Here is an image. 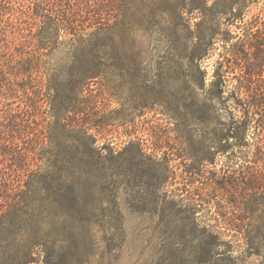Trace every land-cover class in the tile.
Listing matches in <instances>:
<instances>
[{
    "label": "trees",
    "instance_id": "obj_1",
    "mask_svg": "<svg viewBox=\"0 0 264 264\" xmlns=\"http://www.w3.org/2000/svg\"><path fill=\"white\" fill-rule=\"evenodd\" d=\"M208 1L180 4L204 14ZM221 1V12L227 14L229 7L261 0ZM168 7L169 0H0V264H93L98 253L97 264L106 259L111 264L112 254L124 246L121 215L110 197L118 183L112 174L118 178L125 168L133 174L138 157L157 171L153 156L159 149L148 154L132 140L127 151L109 141L112 133L100 108L104 96L94 86L105 77L107 65L109 43L101 35L122 29L127 39L118 45L132 41L130 58L139 61L146 45L134 52L137 35L149 44L155 32H165L158 16ZM241 28V34L227 35L210 25L190 39L187 53L205 81L202 61L217 47L228 51L219 62L225 63L227 75L236 74L233 90L245 100L243 114L225 138H235L239 147L248 145L252 128L264 137V113L256 110L264 98V17L256 15ZM213 76L215 93H220L225 79H215L218 71ZM255 146V157L264 161V143ZM254 168L246 185L264 191V170ZM223 180L230 196L241 182ZM229 201L231 216L221 214L231 226L246 218L263 226L241 240L223 239L217 225L198 223L195 206L189 204L190 233L203 239L161 242L140 264H255L253 258L264 259V216L256 218L257 211L242 201ZM96 228L111 233L101 252Z\"/></svg>",
    "mask_w": 264,
    "mask_h": 264
},
{
    "label": "rangeland",
    "instance_id": "obj_2",
    "mask_svg": "<svg viewBox=\"0 0 264 264\" xmlns=\"http://www.w3.org/2000/svg\"><path fill=\"white\" fill-rule=\"evenodd\" d=\"M169 1L170 7L158 16L159 22L166 25L165 32H155V39L149 44L148 38L137 35L134 52L146 45V53L139 61L130 58L128 46L132 41L124 47L118 45L120 39L126 38L122 29L101 35L109 43L107 65L105 77L94 86L104 96L100 108L112 133L109 141L127 151L132 148V140L148 154L159 149L157 157L153 156L157 171L155 167L148 169L143 157H138L133 174L126 168L118 178L112 174L114 185L118 183L116 190H110V197L116 200L121 215L120 237L124 246L112 254L111 264L150 260L161 242L201 241L202 235L190 233L194 223L189 204L195 206L198 223L217 225L223 239L241 240L263 226L247 218L239 221L238 227L231 226L228 217L221 214L227 212L231 216L230 197L257 211L256 218L264 216V191L254 192L246 185L255 166L264 170V161L254 155L255 145L264 143V137L252 128L246 139L248 145L241 147L235 144V138H225L235 119L243 114L245 100L233 90L238 81L236 74L227 75L225 63L219 62L229 53L226 48L217 47L211 57L202 61L201 69L207 73L205 81L187 53L191 50L190 39L210 25L227 35L241 34L246 21L256 15L264 17V0L249 7H229L227 14L221 12L225 8L221 0H209L204 14L180 4L183 0ZM214 71L220 76L215 78L217 81L225 79L220 93H215L212 85ZM221 73L227 76L222 77ZM261 78L264 86V74ZM259 103L263 106L256 110L264 113V98ZM127 163L128 158L124 167ZM226 164H230L228 169ZM228 177L241 181L230 189L231 196L226 191L229 185L221 182ZM250 235L248 238H253ZM110 238L106 229L96 228L98 252L107 248ZM99 257L100 253L93 264L98 263ZM252 260L264 264V259Z\"/></svg>",
    "mask_w": 264,
    "mask_h": 264
}]
</instances>
